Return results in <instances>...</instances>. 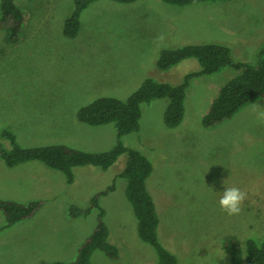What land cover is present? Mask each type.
I'll return each mask as SVG.
<instances>
[{
  "label": "rangeland",
  "instance_id": "1",
  "mask_svg": "<svg viewBox=\"0 0 264 264\" xmlns=\"http://www.w3.org/2000/svg\"><path fill=\"white\" fill-rule=\"evenodd\" d=\"M74 2L16 0L26 20L24 34L12 43L7 27L0 26L3 146L10 147L1 137L8 129L22 146L63 143L93 152L109 150L117 141L114 123L81 122L77 111L82 105L100 96L125 99L149 76L180 83L186 73L200 68L196 58H187L169 70L159 69L156 63L163 49L217 42L229 46L234 59L255 63L264 42V0L184 6L164 0H99L81 12L77 33L67 36L63 26ZM161 35L162 43L157 41ZM235 73L228 68L192 80L184 119L175 128L163 119L168 98L143 103L139 130L121 138L153 164L147 188L159 217L158 238L177 256L178 264H230L223 249L226 238H237L242 248L248 238L264 241V121L257 118L264 109L254 107L257 102L264 107V98L249 102L216 127L202 124L219 89ZM126 159L122 154L108 169L94 166L91 173L86 171L91 168H78L75 184L53 176L52 188L39 186L35 195L25 197L21 190L40 181L30 178L28 168L10 169L0 158L1 198H44L40 208L23 219L26 222L12 225L31 226L26 232L0 230V264H42L29 260L35 251L49 250L54 257L60 249L55 260L75 257V249L61 248L67 245L64 237L82 242L96 226L98 209L72 218L69 205L88 207L90 197L112 182L116 192L101 197L100 206L119 256L113 259L96 250L93 264H156V250L138 236L136 217L124 194L126 180L117 176ZM224 187L248 192L239 215L228 216L220 209ZM4 225L0 211V228Z\"/></svg>",
  "mask_w": 264,
  "mask_h": 264
},
{
  "label": "trees",
  "instance_id": "2",
  "mask_svg": "<svg viewBox=\"0 0 264 264\" xmlns=\"http://www.w3.org/2000/svg\"><path fill=\"white\" fill-rule=\"evenodd\" d=\"M96 1L99 0H75L74 11L64 22L65 35L74 36L77 33L81 12ZM112 1L132 3L136 0ZM164 1L176 6H184L221 0ZM25 20L24 12L18 7L16 0H1L0 26L7 27V36L11 43L20 38V34H24ZM187 58H196L200 68L186 73L180 83H169L149 76L125 99L116 96H100L78 109L77 118L83 123L89 125L114 123L117 141L109 150L93 152L63 143L22 146L11 130L3 129L1 137L8 140L10 147L0 143V158L8 167L33 160L40 161L49 168L61 172L66 182L71 184L76 178V168L93 165L106 170L117 161L120 155L126 154L125 165L117 176L126 180L124 194L133 208L138 236L156 250V264H178L177 256L167 250L158 238L159 217L153 197L147 188V179L152 174L153 164L137 148L124 145L121 138L139 130L142 104L154 99L168 98L163 115L164 123L169 128L179 126L184 119L187 90L191 81L228 68H233L236 73L222 85L212 100L209 111L202 118L204 127H216L235 115L249 102L264 98V42L257 52L255 63L234 59L231 48L225 44L206 42L188 43L177 48L163 49L156 64L159 69L166 71ZM114 189L115 184L112 182L105 189L93 194L86 208L76 204L69 205L68 216L72 218L87 216L93 208L98 209L96 226L78 245L73 259L56 260L47 264H93L92 256L96 250L104 252L110 258H118V247L109 240L105 210L100 206L101 196ZM42 202L40 199L20 202L0 197V211L6 218V225L1 228L12 226L31 217L40 208ZM223 249L229 255L230 264H241L242 261L246 264H264V241L258 242L248 238L242 248L237 238L228 237L224 241Z\"/></svg>",
  "mask_w": 264,
  "mask_h": 264
},
{
  "label": "crops",
  "instance_id": "3",
  "mask_svg": "<svg viewBox=\"0 0 264 264\" xmlns=\"http://www.w3.org/2000/svg\"><path fill=\"white\" fill-rule=\"evenodd\" d=\"M81 149V148H80ZM83 149V148H82ZM42 166V167H40ZM93 165H89V166H84V167H78V168H91V169H88L86 171L90 172L91 173V170H95V167ZM35 167H38V168H35ZM97 167V166H96ZM8 167L4 166V169H7ZM10 169H20V168H24V169H27V174L30 176V178H33V179H36V180H39L40 183L38 186H34V185H31V186H26L24 187L22 190H21V193L23 196L25 197H29L31 195H35V190L36 188H38L39 186H42L45 188V190L49 187V188H52L54 186V179H53V176L57 177L60 179V181H63L64 179V175L57 171V170H53L51 168H49L48 166H46L45 164L42 165L40 163H34L32 161H28V162H24V163H20L14 167H9ZM77 170V168L75 169V171ZM47 177V178H46ZM29 178V179H30ZM21 180H25V179H22V178H19ZM48 180V181H47ZM77 181V179L75 178V181L71 184H75V182ZM47 182V184H46ZM53 185V186H52ZM116 192V188L112 191H110L109 193L110 194H114ZM55 194L52 193V195ZM104 197L106 196H109L108 195H103ZM101 196V197H103ZM34 197V196H32ZM42 197V196H41ZM24 199L26 198H14L13 200H16V201H21V202H25ZM44 198H40V200L43 201ZM46 201V200H45ZM77 218V217H76ZM22 222H26L25 220H23ZM21 222V223H22ZM19 223V222H18ZM31 227V226H28L27 224L26 225H22L20 227H17V226H9V227H6L5 229L6 230H16L17 233H20L21 230H22V233L23 232H26V230ZM4 229V228H3ZM2 230V228L0 229ZM59 234H62V236H65L64 235V230L63 229H59ZM66 238L67 242L64 243V244H67V245H64L62 246L61 248L63 250H66L68 249L69 247L72 249H75L77 251V247L78 245L81 243H79L77 240L76 241H72V238L69 239L68 237H64ZM60 252V249L59 251L56 253V255L54 257H52V253L48 250V251H45V252H37L35 251L29 258L30 261H32V263H42V264H47L49 262H53V261H56L55 258L58 256ZM76 255V254H75ZM74 258V257H73ZM71 258V259H73ZM71 259H66L64 261H67V260H71ZM25 260V259H24ZM39 260H44V261H48V262H38ZM52 260V261H50Z\"/></svg>",
  "mask_w": 264,
  "mask_h": 264
},
{
  "label": "clouds",
  "instance_id": "4",
  "mask_svg": "<svg viewBox=\"0 0 264 264\" xmlns=\"http://www.w3.org/2000/svg\"><path fill=\"white\" fill-rule=\"evenodd\" d=\"M164 36L157 37L158 42H163ZM254 107L258 109H264L260 104L254 103ZM257 118L264 121V110H261L257 114ZM222 195L219 198V207L228 216L239 215L242 211V206L245 200L248 198V192L240 189L239 187H224L221 192Z\"/></svg>",
  "mask_w": 264,
  "mask_h": 264
}]
</instances>
